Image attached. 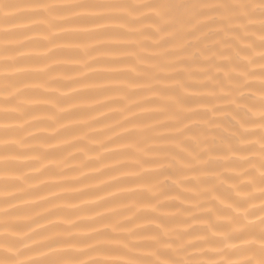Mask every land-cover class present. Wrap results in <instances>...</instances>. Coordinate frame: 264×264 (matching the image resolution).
<instances>
[{
    "label": "snow or ice",
    "instance_id": "obj_1",
    "mask_svg": "<svg viewBox=\"0 0 264 264\" xmlns=\"http://www.w3.org/2000/svg\"><path fill=\"white\" fill-rule=\"evenodd\" d=\"M9 30L0 264H264V0H0ZM29 33L45 55L25 51ZM67 35L95 42L90 63L128 67L61 92L47 61ZM34 59L40 71L19 67ZM97 76L109 83H80ZM23 77L46 78L50 98L24 99Z\"/></svg>",
    "mask_w": 264,
    "mask_h": 264
},
{
    "label": "bare ground",
    "instance_id": "obj_2",
    "mask_svg": "<svg viewBox=\"0 0 264 264\" xmlns=\"http://www.w3.org/2000/svg\"><path fill=\"white\" fill-rule=\"evenodd\" d=\"M48 3H66L69 0H45ZM54 10L56 11H63V5H54ZM59 28H63L69 32H81L86 29H91L92 25L86 24H59ZM17 30H9L7 34H0L5 36L6 38H11L16 34ZM52 31H56L53 29ZM30 36L33 37L34 43L30 48L25 49V51L32 55L33 57L45 55V48L40 44L42 33H29ZM53 44L58 46V51H55L53 56L50 58L49 61L55 60L58 62V66L56 67L54 75L58 77V85L60 87L61 92L67 93L68 88L64 87L67 78H78L80 72H88V71H96L98 73H103L108 70H123L127 65L124 64H116L111 62V56H103L99 63H90V55L96 56L98 53H91L86 54V50L92 47L95 42L92 40L87 39L83 36L77 35H67L60 37L52 42ZM52 45H48L51 47ZM5 48H11L12 46H4ZM101 51H105L102 49ZM85 64H88V67H85ZM19 67L24 68L28 72H35L40 71L43 68V64L37 60H32L28 63L23 65H19ZM46 78L40 77H23V83L29 85L30 87L34 88L35 90L26 94L24 99L30 101H37L42 102L44 100L49 99L50 97L43 91V89L37 87L38 85L42 84ZM2 83V81H0ZM81 84H87L92 86L97 85H104L109 83L107 79L97 77H88L87 79H83L80 81ZM142 81H136L135 84H142ZM79 87V85H76ZM12 91V89H9ZM82 92L85 93V98L92 99L95 98L94 94L91 92L90 89H81ZM59 94V93H57ZM4 105L0 104V109H2ZM145 107L153 108L155 105H145ZM34 114L36 115H43L49 109L46 105L39 103L37 105H33ZM3 123V121H0ZM10 124H15V121H8ZM128 187H134V185H128ZM66 203L74 204L77 201L72 199H67ZM65 219H73V217L68 216Z\"/></svg>",
    "mask_w": 264,
    "mask_h": 264
}]
</instances>
